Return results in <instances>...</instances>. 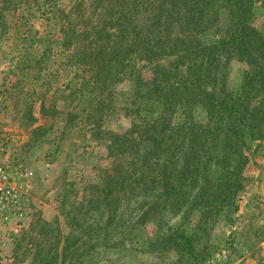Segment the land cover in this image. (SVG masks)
<instances>
[{"label": "rangeland", "instance_id": "1", "mask_svg": "<svg viewBox=\"0 0 264 264\" xmlns=\"http://www.w3.org/2000/svg\"><path fill=\"white\" fill-rule=\"evenodd\" d=\"M255 1L251 27L264 43V0ZM226 2L206 7L214 9L197 33L184 27L195 7L185 0H0V165L27 212L0 231V264H205L222 253L226 264H264V138L245 136L244 160H229L226 172L242 168L232 206H220L225 196L212 187L200 191L219 176L208 149L181 190L162 192L155 173L148 185L127 180L120 190L128 155L111 141L130 122L107 109L102 79L91 77L112 51L132 52L129 75L141 90L158 67L178 75L182 42L228 38L236 11ZM263 52L264 44L247 61L230 60L229 91L254 77ZM131 86L115 84L112 97Z\"/></svg>", "mask_w": 264, "mask_h": 264}, {"label": "trees", "instance_id": "2", "mask_svg": "<svg viewBox=\"0 0 264 264\" xmlns=\"http://www.w3.org/2000/svg\"><path fill=\"white\" fill-rule=\"evenodd\" d=\"M185 1L195 3V7L194 16L184 18V27L197 31L204 17L214 9L211 7L205 13L206 7L216 0ZM255 2L248 0L237 5L227 0L226 4L236 11L228 38L206 45L195 36L193 41L182 42V67L185 68L175 76L163 68H156L152 85L143 86L142 90V84L138 81L135 85L129 75L127 61L132 59V52L112 51L102 69H93L91 77L102 79L98 88L109 100L107 109L123 113L130 122L128 130L111 141L117 154L128 155L121 180L114 182L119 184L118 189L122 190L127 180H130L127 186L148 185L152 182L151 174L155 173L162 192L181 190L193 177L192 160L199 151L208 149L213 151L208 161L220 166L219 176L212 178L213 183L206 181L200 191L203 193L212 187L225 196L220 206H232L235 194L242 189V168L235 167L226 172L225 169L231 168L229 160L242 163L245 136L258 134L253 141L264 138V52L260 54L261 68L253 78L246 76L236 94L226 85L230 60L247 61L264 44L251 27L259 11ZM83 72L79 69L71 78H79ZM125 80L132 82L131 89L114 99V85ZM249 92L253 93L250 99L246 96ZM198 113H203L204 117H199ZM252 130L256 132L252 133ZM181 160L183 164L177 165ZM151 166L155 168L154 172L149 169Z\"/></svg>", "mask_w": 264, "mask_h": 264}, {"label": "built area", "instance_id": "3", "mask_svg": "<svg viewBox=\"0 0 264 264\" xmlns=\"http://www.w3.org/2000/svg\"><path fill=\"white\" fill-rule=\"evenodd\" d=\"M24 176L21 173L19 178ZM26 217V205L21 201L18 186L7 169L0 165V231L11 224L24 222ZM225 260L226 255L222 253L205 264H226Z\"/></svg>", "mask_w": 264, "mask_h": 264}]
</instances>
